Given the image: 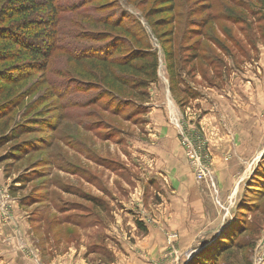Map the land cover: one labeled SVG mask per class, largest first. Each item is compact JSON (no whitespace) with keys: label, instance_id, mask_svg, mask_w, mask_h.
<instances>
[{"label":"rangeland","instance_id":"obj_1","mask_svg":"<svg viewBox=\"0 0 264 264\" xmlns=\"http://www.w3.org/2000/svg\"><path fill=\"white\" fill-rule=\"evenodd\" d=\"M162 2L54 0L40 11L51 54L0 120V137L10 126L6 139L29 126L0 144V264H187L231 225L243 248L219 264H264V0H175L172 12ZM139 47L158 57L151 104L82 72L100 74L102 65L80 54L112 59ZM191 50L216 57L218 77L210 60L185 63ZM168 57L180 76L176 96ZM153 107L165 108L191 177L207 185L205 224L193 236L170 221L163 185L135 151L139 140L161 143L149 135ZM183 137L210 150V181L197 180ZM220 161L231 168L217 175Z\"/></svg>","mask_w":264,"mask_h":264},{"label":"trees","instance_id":"obj_2","mask_svg":"<svg viewBox=\"0 0 264 264\" xmlns=\"http://www.w3.org/2000/svg\"><path fill=\"white\" fill-rule=\"evenodd\" d=\"M174 1L163 0L165 12L174 10ZM232 1L234 0H230V2ZM44 7L53 8L54 0H0V120L7 117L12 109L21 104L20 99H23V96L21 93H17L16 88L25 80L31 70L43 69L51 54L52 48L48 42L53 34L43 25L44 19L39 17V13ZM239 7L245 12L249 11L243 4H239ZM214 19V16H210L202 19L201 23L206 26ZM192 51L185 59V63L186 60L193 62L199 57L210 60L206 54L200 55L196 52L192 53ZM80 55L78 56L79 62L99 61L102 65L100 74L82 69L86 76L98 79L99 82L109 89L115 90L127 100L142 103L149 101L151 84L157 80L158 76L159 63L155 53H151L144 47H139L119 58L112 59L103 55ZM213 60H216V57L207 63L210 66L208 71L211 72V75L215 74L218 77L219 74L215 72L220 69ZM168 62L170 89L176 96L181 91L180 76L170 57H168ZM181 69L184 70V66ZM206 71L204 70V72ZM9 127V123L6 122L1 132L0 144L8 143L11 139L19 137L20 132H24L21 130L29 126L22 123L17 124L12 128L11 138L6 139V128ZM16 129L17 133H15ZM18 150L21 149H15L12 154L17 155ZM137 225L141 229L144 227L140 220H137ZM231 226L227 227L210 245L199 250L187 264H219L222 254L233 249L236 250L238 247L243 248L234 237L238 232L231 230ZM229 264L232 263L229 262Z\"/></svg>","mask_w":264,"mask_h":264},{"label":"crops","instance_id":"obj_3","mask_svg":"<svg viewBox=\"0 0 264 264\" xmlns=\"http://www.w3.org/2000/svg\"><path fill=\"white\" fill-rule=\"evenodd\" d=\"M170 97L172 98L170 106L175 108L176 103L171 93ZM173 113L176 116L175 111ZM167 118L168 113L165 108L153 107L151 109L147 119L149 121V135L151 134L161 143L155 147L154 145L150 146V143L148 146L145 140H139L135 151L140 152V162L142 166L147 165L151 178L163 185L161 189H163L164 192L162 193L167 198L166 203L167 208L169 207L170 221L176 223L175 227L180 229V233L193 236L205 224L207 209L202 192L207 185L204 182L198 185L194 178L191 177L192 173L187 164L188 162L176 139L178 130L175 125L169 124ZM151 128L154 130L152 131ZM145 157L146 163H143L142 158ZM225 168H231V166H227L221 161L220 163L216 162L214 171L219 175L227 170Z\"/></svg>","mask_w":264,"mask_h":264},{"label":"built area","instance_id":"obj_4","mask_svg":"<svg viewBox=\"0 0 264 264\" xmlns=\"http://www.w3.org/2000/svg\"><path fill=\"white\" fill-rule=\"evenodd\" d=\"M182 144L198 181H210L212 179V155L205 142L192 143L183 137Z\"/></svg>","mask_w":264,"mask_h":264}]
</instances>
